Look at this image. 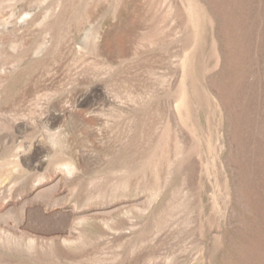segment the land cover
<instances>
[{
  "label": "rangeland",
  "instance_id": "374dc122",
  "mask_svg": "<svg viewBox=\"0 0 264 264\" xmlns=\"http://www.w3.org/2000/svg\"><path fill=\"white\" fill-rule=\"evenodd\" d=\"M0 264H264V0H0Z\"/></svg>",
  "mask_w": 264,
  "mask_h": 264
},
{
  "label": "clouds",
  "instance_id": "9594fccd",
  "mask_svg": "<svg viewBox=\"0 0 264 264\" xmlns=\"http://www.w3.org/2000/svg\"><path fill=\"white\" fill-rule=\"evenodd\" d=\"M73 171H74V170H69V171H68V176H69V178H71V176H72V174H73Z\"/></svg>",
  "mask_w": 264,
  "mask_h": 264
}]
</instances>
